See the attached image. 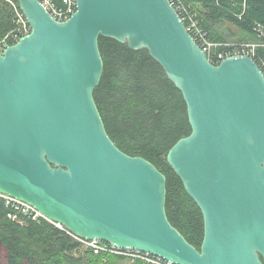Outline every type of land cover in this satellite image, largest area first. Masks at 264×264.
Returning <instances> with one entry per match:
<instances>
[{"label": "water", "instance_id": "obj_1", "mask_svg": "<svg viewBox=\"0 0 264 264\" xmlns=\"http://www.w3.org/2000/svg\"><path fill=\"white\" fill-rule=\"evenodd\" d=\"M15 1L31 32L0 52V192L80 239L173 264H264L260 66L212 64L169 0H76L63 22ZM100 37L146 50L182 94L191 133L166 161L202 214L200 250L167 218L165 176L106 132Z\"/></svg>", "mask_w": 264, "mask_h": 264}, {"label": "trees", "instance_id": "obj_2", "mask_svg": "<svg viewBox=\"0 0 264 264\" xmlns=\"http://www.w3.org/2000/svg\"><path fill=\"white\" fill-rule=\"evenodd\" d=\"M177 2L187 8L214 44L230 43L214 26L226 23L238 29L242 38L232 43L254 45L252 59L264 72V0ZM14 19L12 6L0 0V38L14 29ZM99 50L103 73L93 97L108 136L122 152L145 158L165 176L167 218L200 250L202 214L166 161L171 147L191 133L181 92L146 50L132 51L102 37ZM225 50L216 48L217 52ZM8 211L0 200V264H142L83 250L69 233L50 221L23 218L20 224L7 217Z\"/></svg>", "mask_w": 264, "mask_h": 264}, {"label": "built area", "instance_id": "obj_3", "mask_svg": "<svg viewBox=\"0 0 264 264\" xmlns=\"http://www.w3.org/2000/svg\"><path fill=\"white\" fill-rule=\"evenodd\" d=\"M8 2L15 13L14 24L15 27L12 31L8 32L4 37L0 38V52H3L10 45L15 44L20 38L28 35L31 32V28L27 23L24 15L18 8L15 0H5ZM42 6L50 13V15L59 22H63L70 18L76 11V0H38ZM171 5L174 6L181 20L185 24V27L189 34L193 37L195 42L200 48L207 54L208 60L212 64H219L227 57L245 54L253 58L254 45L249 44H214L210 42L206 33L199 28L194 16L191 15L187 8L183 4H179L177 0H169ZM223 46L226 48L223 52H217L216 48ZM0 200H2L5 206L9 209L7 217L17 223L22 224L24 219L27 218L32 221L39 222L40 219H45L36 211L32 206L8 195L0 192ZM53 223V222H51ZM57 228L69 233L64 227L57 223H53ZM81 246L83 250L91 251L98 255H113L126 259L128 262L139 261L142 264H173L160 257L151 255L146 252H141L134 249H120L114 245L101 240H85L75 237L69 233Z\"/></svg>", "mask_w": 264, "mask_h": 264}, {"label": "crops", "instance_id": "obj_4", "mask_svg": "<svg viewBox=\"0 0 264 264\" xmlns=\"http://www.w3.org/2000/svg\"><path fill=\"white\" fill-rule=\"evenodd\" d=\"M214 30L218 34H222L230 43L236 42L238 39L242 38V34L238 29L226 23L222 26H214Z\"/></svg>", "mask_w": 264, "mask_h": 264}, {"label": "rangeland", "instance_id": "obj_5", "mask_svg": "<svg viewBox=\"0 0 264 264\" xmlns=\"http://www.w3.org/2000/svg\"><path fill=\"white\" fill-rule=\"evenodd\" d=\"M122 258V257H121ZM126 260V259H125Z\"/></svg>", "mask_w": 264, "mask_h": 264}]
</instances>
